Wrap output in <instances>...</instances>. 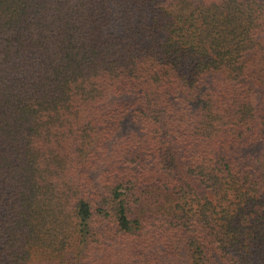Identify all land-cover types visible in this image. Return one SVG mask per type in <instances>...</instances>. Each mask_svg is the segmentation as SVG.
<instances>
[{
	"label": "trees",
	"instance_id": "16d2710c",
	"mask_svg": "<svg viewBox=\"0 0 264 264\" xmlns=\"http://www.w3.org/2000/svg\"><path fill=\"white\" fill-rule=\"evenodd\" d=\"M0 264H264V0H0Z\"/></svg>",
	"mask_w": 264,
	"mask_h": 264
}]
</instances>
